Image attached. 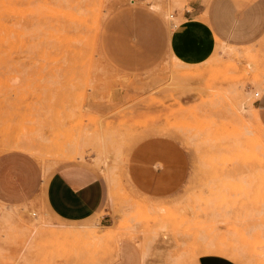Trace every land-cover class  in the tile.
I'll return each mask as SVG.
<instances>
[{
    "label": "rangeland",
    "instance_id": "374dc122",
    "mask_svg": "<svg viewBox=\"0 0 264 264\" xmlns=\"http://www.w3.org/2000/svg\"><path fill=\"white\" fill-rule=\"evenodd\" d=\"M188 3L0 0V264H112L120 239L140 264H196L201 253L264 264V127L251 105L264 86V29L187 53ZM150 135L187 155L184 181L160 198L126 179L130 149ZM66 167L103 183L79 221L37 202Z\"/></svg>",
    "mask_w": 264,
    "mask_h": 264
},
{
    "label": "crops",
    "instance_id": "0c3cea01",
    "mask_svg": "<svg viewBox=\"0 0 264 264\" xmlns=\"http://www.w3.org/2000/svg\"><path fill=\"white\" fill-rule=\"evenodd\" d=\"M181 14L186 19L181 30L184 35L181 48L196 56H205L211 51L213 36L229 43H246L260 37L264 29V7L258 0L249 3H240L239 0H189L188 8L183 9ZM251 105L264 127V86ZM126 161L129 185L145 197L160 198L173 193L187 174L184 149L175 139L167 136L142 138L132 146ZM35 193L38 195L37 202L40 201L53 218L79 221L91 216L99 207L103 198V183L81 168L66 167L48 175ZM16 199L19 196L8 197L9 201ZM69 225L73 224L64 226ZM140 262L139 249L129 240L120 239L116 260L112 264ZM196 264L236 263L223 255L201 253Z\"/></svg>",
    "mask_w": 264,
    "mask_h": 264
},
{
    "label": "bare ground",
    "instance_id": "6f19581e",
    "mask_svg": "<svg viewBox=\"0 0 264 264\" xmlns=\"http://www.w3.org/2000/svg\"><path fill=\"white\" fill-rule=\"evenodd\" d=\"M80 1V0H79ZM83 1V0H82ZM95 1V0H94ZM76 4V3H75ZM83 4V3H82ZM81 4V5H82ZM88 4V3H87ZM95 4V3H94ZM79 6V5H78ZM3 7V6H2ZM95 7V6H94ZM5 8V7H4ZM87 12H88V9H85ZM93 10H95V8H93ZM83 14H85V11H83ZM87 14V13H86ZM88 15H90V14H88ZM92 16V15H91ZM86 20V19H85ZM77 24H79V23H77ZM82 27H83V25H81ZM80 26V27H81ZM74 27V26H73ZM72 28V27H71ZM4 41V40H3ZM5 42V41H4ZM3 42V43H4ZM164 132V131H163ZM160 133V132H159ZM166 135V134H165ZM66 156V155H65ZM107 172H108V170H107ZM109 174V173H108ZM107 176V175H106ZM111 176V175H110ZM109 178V177H108ZM110 179V178H109ZM88 227H90V228H96V227H99L98 225H95V224H89L88 225ZM107 227H109V226H107ZM107 231H106V234H98V233H96L95 231H93V235H95L96 237H103L104 235H110L113 231H112V228H107L106 229Z\"/></svg>",
    "mask_w": 264,
    "mask_h": 264
},
{
    "label": "built area",
    "instance_id": "2783aa9c",
    "mask_svg": "<svg viewBox=\"0 0 264 264\" xmlns=\"http://www.w3.org/2000/svg\"><path fill=\"white\" fill-rule=\"evenodd\" d=\"M169 16H171V15H169ZM169 19H170V18H169ZM170 20H171V19H170ZM253 95H255V97L258 96V95H259L258 91H254V92H253Z\"/></svg>",
    "mask_w": 264,
    "mask_h": 264
}]
</instances>
